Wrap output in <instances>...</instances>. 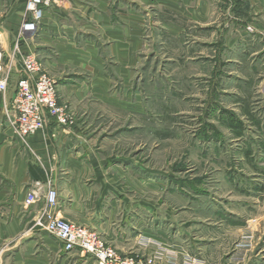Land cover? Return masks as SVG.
<instances>
[{
	"label": "rangeland",
	"instance_id": "374dc122",
	"mask_svg": "<svg viewBox=\"0 0 264 264\" xmlns=\"http://www.w3.org/2000/svg\"><path fill=\"white\" fill-rule=\"evenodd\" d=\"M70 3L65 49L37 33L27 50L59 85L69 153L102 158L138 205L136 255L264 264V0ZM35 229L9 230L0 264H91Z\"/></svg>",
	"mask_w": 264,
	"mask_h": 264
},
{
	"label": "crops",
	"instance_id": "0c3cea01",
	"mask_svg": "<svg viewBox=\"0 0 264 264\" xmlns=\"http://www.w3.org/2000/svg\"><path fill=\"white\" fill-rule=\"evenodd\" d=\"M25 1L0 0V44L4 48L6 62L12 54L15 39L23 22ZM70 1L76 6H86L90 3L99 6L106 2V0H69L62 4V8L54 4L45 9L38 32L39 37L48 45H60L59 48L62 50L65 49L62 42L67 40V36L72 31L67 25L74 12L69 8ZM100 15L94 16V19L90 15V18L98 23L102 37L115 41V36L112 35L114 30H112L111 14ZM99 21H103L105 27ZM27 36L22 41V50L25 53L29 52L27 48L30 40ZM112 47L114 45H111V49ZM64 54L63 51L58 59L60 67L70 65L66 63L68 61H65ZM48 63L53 68L58 66L57 62ZM21 75V65L17 58L11 68L7 100H11L14 96ZM58 93L60 102L63 103L59 85ZM65 98L66 101L81 100L78 94L67 95ZM4 121L0 104V243L8 241L9 230L13 236L34 231V220L39 210L44 207V202L27 207L25 205L27 193L35 183H40L43 190L47 191L50 181L59 195L58 205L54 209L58 217L96 231L122 255L144 253L134 235V229L145 224L144 219L134 221L136 216L133 211L138 205L132 204L127 199L129 197L125 190H119L110 184L109 180H112V176L107 173L102 158L94 155L89 161L87 158H82L80 152L72 156L69 153L71 142L67 140H71L74 136L70 134L63 136L62 128L57 127L53 121L46 132L32 134L26 141L4 125ZM35 231L44 233L46 237L49 236L54 243L63 248L62 242L52 235L37 228ZM72 253L77 258L80 256L86 258L88 263L97 264L92 256L80 250H74Z\"/></svg>",
	"mask_w": 264,
	"mask_h": 264
},
{
	"label": "built area",
	"instance_id": "2783aa9c",
	"mask_svg": "<svg viewBox=\"0 0 264 264\" xmlns=\"http://www.w3.org/2000/svg\"><path fill=\"white\" fill-rule=\"evenodd\" d=\"M68 0H26L23 22L15 39L9 61L0 44V104L5 118L4 125L23 141L37 132H46L51 122L63 128L68 124L67 107L60 102L58 84L43 67L34 53L22 50L27 34L33 36L40 30L45 9ZM19 58L21 77L11 100H7L8 85L13 61ZM47 191L40 183L30 187L25 200L27 207L44 202L34 220V227L60 242L67 251L80 250L94 258L97 264H157L152 256L122 255L108 244L100 234L86 226L58 217L54 209L58 205L57 190L48 182Z\"/></svg>",
	"mask_w": 264,
	"mask_h": 264
}]
</instances>
